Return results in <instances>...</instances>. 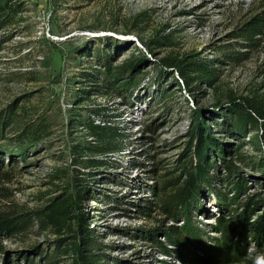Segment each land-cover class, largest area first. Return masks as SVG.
Segmentation results:
<instances>
[{
  "label": "rangeland",
  "instance_id": "rangeland-1",
  "mask_svg": "<svg viewBox=\"0 0 264 264\" xmlns=\"http://www.w3.org/2000/svg\"><path fill=\"white\" fill-rule=\"evenodd\" d=\"M5 1L19 8L13 21L0 29V166L11 170L9 179L0 178V192L34 208L78 187L75 181L83 163L76 156V144L90 137H85V128L78 124L77 113L83 109L75 106L102 103L109 118L118 121L129 138L121 153L112 154H121V165L95 171L97 178L91 185L96 196L88 198L85 193L78 201L98 241L105 244L100 263L171 264L178 263L172 258L178 253L188 259L185 264H208L219 254L236 251L234 257L251 264L252 253L264 249V234L259 235L252 223L264 215V141L252 144L261 130L250 123L247 134H233L216 101H225L229 94L264 99V45L241 44L243 38L237 33L264 0L0 3ZM153 38L159 44L150 42ZM228 52L236 56L231 58ZM141 55L146 60L133 87L95 92L92 75L103 69L99 61L116 65ZM183 56L209 59L217 73L214 86L197 81L188 90L169 74H160L166 57ZM163 87L164 92L173 91L168 99L160 96ZM87 88L90 93L84 91ZM19 107L25 115L44 121L48 132L23 152H15V143H8L15 140V131L3 121L10 110ZM194 110H200L199 118ZM198 120L202 131L226 147L241 142L236 152L244 160L238 162L231 149L228 155L213 152L210 168L219 177L211 188L200 190L186 214L170 220L151 202L158 200L163 178L184 177L181 164L191 154L187 141ZM224 159L239 165L237 171L223 172ZM144 198L153 207L150 214L139 211ZM4 199L0 194V205ZM168 224L184 225V229L180 236L170 232L171 244L159 237L170 251L165 253L151 233ZM67 234L61 244L72 240ZM54 237L51 230L35 225L5 236L0 262L8 255L24 264L21 256L26 255L34 264H48L45 253ZM36 245L38 250L33 249ZM74 254L71 248L51 264H71Z\"/></svg>",
  "mask_w": 264,
  "mask_h": 264
},
{
  "label": "trees",
  "instance_id": "trees-1",
  "mask_svg": "<svg viewBox=\"0 0 264 264\" xmlns=\"http://www.w3.org/2000/svg\"><path fill=\"white\" fill-rule=\"evenodd\" d=\"M17 8H19L17 4H11L9 1L0 3V29L13 21ZM237 33L243 38L241 44L247 46L264 45V2L239 27ZM150 42L159 44L156 38L151 39ZM226 54L231 58L236 56L231 52ZM145 60V55H141L128 58L126 61L116 65H111V62L104 60L99 61L103 69L92 75V84L96 88L95 92L108 93L133 87L136 84L137 73ZM164 60L165 68L162 71L160 70V74L164 76L169 74L177 85L183 83L188 90L192 89L194 84L197 86V81L203 82L210 87L214 86L217 73L215 72V66L208 64L209 59L183 56L181 58L166 57ZM120 78H122V81H120ZM165 90V88L161 89L160 96L168 99L173 91L169 89L164 92ZM84 91L86 93L91 92L88 88ZM216 105L221 107V110L226 113L228 125L233 134L236 136L247 134L249 131H246V124L250 123L261 130L258 133V138L256 140L252 139V144L255 145L254 143L259 142V139L264 141V99L262 97L229 94L225 101H216ZM75 107L83 109L82 112L77 113L80 116L78 124L85 128V137H90L89 139L78 141L76 144V156L83 163V169H80V174L77 175V181H75L78 187L72 190H65V194L62 196H54L44 204L34 208H26L22 204L14 202L9 199L5 191H1L0 194L5 199L0 205V252L4 250L3 237L22 233L35 225L39 230L49 229L53 234L57 235V237L50 240L51 248L45 253L48 264L54 263L56 258H59L62 253L67 252L71 248L75 250L74 261L71 264H101L100 254H103L102 245L105 244L98 241L94 227L90 225L91 219L87 216L84 208H79L78 201L84 197L85 193L88 194V198L96 196L94 187L91 185L97 178L94 175L95 171H101L100 168L121 165L122 160L119 158L121 154H118L119 156H112V154L121 153L124 150L122 146L125 144L124 141L129 138V133L124 130V127L118 121L109 118L105 110L106 106L102 103L88 106L77 104ZM17 109L10 110L3 121L7 127L15 131L12 135L13 140H15L8 143H15L14 145L17 148L15 152H23L31 143L39 142L48 132L44 121H36L34 118L25 115L20 110V107ZM199 111L194 110L196 116ZM207 118L211 119V117ZM200 125L202 124L198 120L194 130L189 132L186 148L187 151H191V154L181 164L184 177L166 176L163 178L158 200L151 202L157 205L159 214L166 216L170 220H176L179 216L186 214L190 209L192 200L199 196L200 190L211 188L214 179L219 177L210 168L214 163L210 157L213 152H218L220 155H228L231 149L234 151L238 162H243L244 160V157L236 152L242 145L241 142L237 143L233 148L226 147L223 144L224 142H219V140L202 131ZM9 144L6 143V145L10 146ZM222 161L223 163L220 164V167L227 175L236 172L239 168V165L233 163L232 160L224 159ZM10 172L9 168L2 169V166H0V178L9 179ZM4 189L2 187V190ZM213 192L218 198H222L217 191ZM143 200L139 204V211L142 214H150V210L153 207L148 204L150 202L149 199L144 198ZM258 217L253 220V227L259 235H263L264 215ZM182 220L185 222L183 218ZM183 229L184 225L168 224L166 229H160L158 226L153 228L151 234L155 243L158 246L162 245L164 248L162 251L170 253L165 248L166 244L163 239L170 241L171 244L170 232L175 236H180ZM64 233L71 235L72 240L69 243L61 244L64 239ZM160 236H163V239H160ZM33 249L38 250V246L36 245ZM44 251H40V254L42 255ZM261 252H264V249ZM236 253V251H233L227 255L219 254L215 260L209 259L208 264H245L244 259L241 257H234ZM21 257H25L24 264H34L26 255ZM172 258H176L178 263L180 262L181 264L188 262V259L182 254L174 253ZM178 263L173 261L171 264ZM0 264H19V261L5 255Z\"/></svg>",
  "mask_w": 264,
  "mask_h": 264
},
{
  "label": "clouds",
  "instance_id": "clouds-1",
  "mask_svg": "<svg viewBox=\"0 0 264 264\" xmlns=\"http://www.w3.org/2000/svg\"><path fill=\"white\" fill-rule=\"evenodd\" d=\"M251 264H264V252H254L251 256Z\"/></svg>",
  "mask_w": 264,
  "mask_h": 264
}]
</instances>
